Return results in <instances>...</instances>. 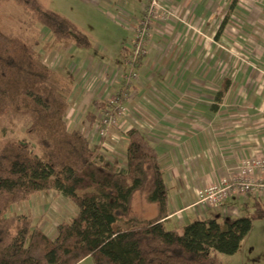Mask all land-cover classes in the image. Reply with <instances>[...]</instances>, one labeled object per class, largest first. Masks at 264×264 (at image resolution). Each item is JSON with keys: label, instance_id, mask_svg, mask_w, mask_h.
<instances>
[{"label": "trees", "instance_id": "16d2710c", "mask_svg": "<svg viewBox=\"0 0 264 264\" xmlns=\"http://www.w3.org/2000/svg\"><path fill=\"white\" fill-rule=\"evenodd\" d=\"M9 2L48 30L52 46L71 41L80 51L92 49L87 33L46 0H0V11ZM37 45L0 27V264H78L87 257L94 264H218L220 254L237 253L253 221L264 218L263 200L253 199L251 216L215 214L190 221L181 233L169 229V197L155 145L140 128L131 127L126 166L119 167L80 130L70 129L71 84L43 62ZM229 86L224 79L213 110ZM92 105L102 109L107 104L94 100ZM6 118L24 124V138L4 135ZM86 118L93 125L94 111ZM148 170V199L158 203V214L130 217L132 196L144 187ZM45 191L61 194L78 210L71 220L58 223L55 238L30 216L12 211Z\"/></svg>", "mask_w": 264, "mask_h": 264}, {"label": "crops", "instance_id": "0c3cea01", "mask_svg": "<svg viewBox=\"0 0 264 264\" xmlns=\"http://www.w3.org/2000/svg\"><path fill=\"white\" fill-rule=\"evenodd\" d=\"M167 2L182 20L191 18L196 31L190 36L176 33L171 48L156 45L155 56L160 55L158 64L165 68L176 56H190L192 60L175 82L174 97L170 96L176 101L173 111L149 112L141 108V115L152 120L159 132L153 130V136H148L140 129L157 148L164 170L169 197L165 224L181 233L182 227L192 220L222 214L197 203L201 190L222 180L237 179L249 162L264 159V0ZM122 14L127 16L128 12ZM227 16L226 25L217 37ZM153 68L154 65L150 76L163 80L154 74ZM224 79L230 81V86L217 110H213ZM116 163L123 167L119 161ZM252 177L264 179V168L254 169ZM253 199L231 196L226 202L225 215H245ZM68 203L72 202L61 194L45 191L20 204L24 205V214L33 217L37 212L41 218L47 210L59 213L75 206ZM158 211L159 208L152 218Z\"/></svg>", "mask_w": 264, "mask_h": 264}, {"label": "rangeland", "instance_id": "374dc122", "mask_svg": "<svg viewBox=\"0 0 264 264\" xmlns=\"http://www.w3.org/2000/svg\"><path fill=\"white\" fill-rule=\"evenodd\" d=\"M163 1L162 5L167 8L159 9L148 18L142 11L147 0H46L49 8L62 13L87 33L93 44L89 51L78 50L71 41L52 46L48 30L31 23L29 13L12 2L5 3L0 11L1 29L28 42H38L35 48L43 62L71 84L68 97L70 110L66 117L70 129L82 132L89 121L87 113L101 109L93 107L94 100L113 101L106 109L115 117V124L102 122V137H99V133L98 136H87L100 141V148L108 159L111 162L119 161L123 167L126 165L125 131L136 126L148 136H153V130H157L152 120L141 115V108L145 107L149 112L173 111L177 106L170 96L174 97L175 82L192 60L190 56H176L165 68L158 64L160 55L155 56L156 45L171 48L176 42V33L190 36L196 31L191 18L182 20L177 10L167 0ZM125 11L128 12L127 16L122 14ZM143 21L145 25L141 24ZM153 65L154 74L162 76L163 80L150 76ZM4 125L6 137H25L22 122L6 118ZM150 189L151 173L148 170L144 187L132 196L130 217L152 218L155 215L158 203L148 199ZM68 205L72 207V203ZM23 207L20 204L14 206L13 210L25 213ZM72 208L59 213L47 210L42 212L44 215L41 218L39 213L34 212V216L30 217L52 238L57 234L58 223L71 220L77 213V208ZM252 212V207L248 206L244 214L251 216ZM218 257V264H264V218L253 221L252 230L237 253L220 254ZM81 264H94V261L90 257Z\"/></svg>", "mask_w": 264, "mask_h": 264}, {"label": "built area", "instance_id": "2783aa9c", "mask_svg": "<svg viewBox=\"0 0 264 264\" xmlns=\"http://www.w3.org/2000/svg\"><path fill=\"white\" fill-rule=\"evenodd\" d=\"M163 2V0H147V4L142 8V11L145 16L147 15L149 18L152 14H154V12L159 11V9L167 8V6L162 5ZM145 23L146 22L143 21L141 24L145 25ZM110 102L112 103L113 101L105 102L107 104L106 107L94 112L95 121L93 125L89 121L85 123L82 133L87 138V135H90V137L98 136L99 134V137L103 136V131L102 129L100 130V123L104 122L108 125L115 124V117L112 116V114H110L106 109ZM91 127L94 128L92 129ZM88 139L92 146L101 145L100 141L96 142L92 138ZM256 168H264V159L249 162L246 169L237 179L222 180L219 183L211 184L210 186L201 190L198 193L197 203L216 209L225 215L226 202L231 196H252L257 199H262L264 202V179L252 177V172Z\"/></svg>", "mask_w": 264, "mask_h": 264}]
</instances>
